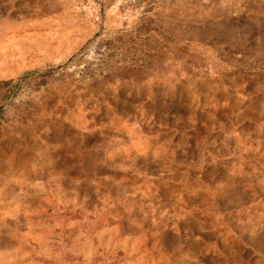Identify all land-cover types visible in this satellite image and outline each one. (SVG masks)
<instances>
[{
    "label": "rangeland",
    "instance_id": "1",
    "mask_svg": "<svg viewBox=\"0 0 264 264\" xmlns=\"http://www.w3.org/2000/svg\"><path fill=\"white\" fill-rule=\"evenodd\" d=\"M0 264H264V0H0Z\"/></svg>",
    "mask_w": 264,
    "mask_h": 264
}]
</instances>
